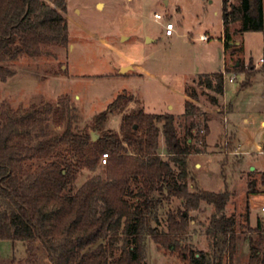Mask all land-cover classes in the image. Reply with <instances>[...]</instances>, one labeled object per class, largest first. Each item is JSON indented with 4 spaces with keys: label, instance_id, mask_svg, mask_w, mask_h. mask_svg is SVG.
Here are the masks:
<instances>
[{
    "label": "trees",
    "instance_id": "16d2710c",
    "mask_svg": "<svg viewBox=\"0 0 264 264\" xmlns=\"http://www.w3.org/2000/svg\"><path fill=\"white\" fill-rule=\"evenodd\" d=\"M222 7L225 52L231 49L234 24H241L239 35L264 30L263 0H240L238 6L223 0ZM66 12L65 0H0L2 83L16 75L9 63L23 56L54 57L56 48L69 46ZM233 70L243 74L244 67L236 64ZM254 71L251 61L244 87L250 86ZM195 83L214 94L209 97L213 105L226 93L222 71L200 75ZM185 93V138L174 114L143 109L125 113L119 132H104L109 115L134 100L127 94L96 117V141L92 132L72 128L74 117L61 105L0 106V241L23 243L26 251L24 258L0 257V264H147L149 237L160 250L176 254L181 264H236L238 222L225 215L229 187L204 190L191 161L206 152L211 116L195 103L200 99L195 87ZM65 122L62 131L51 129ZM161 134L167 158L159 152ZM104 154L106 165L101 164ZM84 170L98 173L80 186ZM256 186V180L249 182V195L259 193ZM172 200L181 203L168 211L163 228L160 210ZM203 203L213 206L208 251L190 246L187 238L195 222L192 213ZM253 231L258 236L250 240L248 264H264V223L258 221Z\"/></svg>",
    "mask_w": 264,
    "mask_h": 264
},
{
    "label": "rangeland",
    "instance_id": "374dc122",
    "mask_svg": "<svg viewBox=\"0 0 264 264\" xmlns=\"http://www.w3.org/2000/svg\"><path fill=\"white\" fill-rule=\"evenodd\" d=\"M46 1L52 3L53 0ZM65 2L67 12L64 15L70 28L69 46L56 48L53 51L54 57L33 59L23 56L17 62L9 63L16 75L5 83L0 81V106L8 104L17 110L22 107H39L46 103L54 107L61 105L70 111L72 118L74 117L73 129L95 133L98 139L100 134L92 129L96 117L106 111L108 105L118 96L127 94L133 96L134 100L125 106L123 113L116 111L109 115L102 125L104 132H119L125 113L143 109L149 114H174L177 117L179 134L185 138L188 122L182 114L185 111L184 92L185 88L195 87L200 93L196 104L221 124L216 120L211 121L209 146L206 152L192 157L193 170L206 191L224 190L227 183L231 198L225 215H234L238 222V253L235 263L248 264L250 240H255L258 236L247 220L248 210L251 211L249 216H252L253 222L260 220L264 223L261 214L264 207V188L261 185L264 150L262 157L257 159L260 162L252 164L255 166L254 171H249L246 164L247 167L245 166V171L242 172L240 160L243 155L236 151L237 135L230 130L231 133L227 136L226 133L222 134L225 116L227 111H230V106L225 104L224 98L235 105L241 102L246 95L243 89L252 61L256 76L250 80L252 84L255 79L250 91L253 96L251 106L264 108V72L261 62V59H264V30L239 35L237 31L241 24L231 26L230 34L237 45H231V49L226 52L227 64L224 65L221 41L225 35L222 0ZM229 3L238 6L240 0H229ZM156 13L160 14L162 19H156ZM168 22L177 26L176 31L169 32L166 29ZM201 35L210 36L208 43L199 40ZM236 64H242L243 74L233 70ZM125 67L133 69L121 74ZM219 67L222 72L227 68L231 73H226L225 76V95L218 96L219 105H213L209 97L214 94L198 88L195 81H198L200 75L218 71ZM231 75L236 77L234 82L229 79ZM229 117L231 118L230 115ZM65 125L66 122L61 126L52 125L51 129L62 131ZM159 145V152L167 158L162 134ZM96 173L98 172L84 170L79 176L78 184L83 185ZM255 180L259 193L249 195L248 184ZM180 203V200L165 202L160 210L163 228L168 211L176 210ZM212 214L213 206L205 203L192 213L195 222H192L187 238L188 244L195 249L208 251L210 248L211 239L206 231ZM146 245L147 264H181L176 254L160 250L150 237L147 238ZM13 256H26L23 243L13 245L12 241L1 242L0 257L9 259ZM226 260L227 257L225 262Z\"/></svg>",
    "mask_w": 264,
    "mask_h": 264
},
{
    "label": "crops",
    "instance_id": "0c3cea01",
    "mask_svg": "<svg viewBox=\"0 0 264 264\" xmlns=\"http://www.w3.org/2000/svg\"><path fill=\"white\" fill-rule=\"evenodd\" d=\"M222 2H223V0H222ZM233 5H236V4H233ZM263 6H264V0H263ZM217 14L218 13H216V15ZM222 14H223V7H222ZM176 28H177V26L175 25L174 31H176ZM201 36H203V35H201ZM207 37H209V39H210L209 35ZM223 40H224V38H222L221 41L223 43V55H224V59H225L224 65H226L227 64V58H226V52H225V41H223ZM232 41H233L232 42L233 44L237 45V43H235L236 40H234V38ZM240 45H242V41H240ZM240 49H242V48L240 47ZM240 49L234 48V50H236V51H240ZM261 62H262V59H261ZM262 63L264 65V62H262ZM256 69L258 71V68H256ZM221 70L222 69L219 67L218 71H221ZM204 75H207V74H204ZM257 77H258V75H257ZM254 83H255V79L252 82V84H250V86L244 87L243 90H244L246 95L244 96V98L241 100V102L238 105L232 104L231 102L228 101V99L226 100L224 98L225 104L226 105L229 104V106H230V108H229L230 111H227V115L225 116L226 122H224V124H223L224 128L222 130V134L226 133V136H227L229 134V132L232 131V133L237 135L236 138H237L238 147H236L237 148L236 151L240 152L243 155L242 159L240 160L242 172L245 171L244 168H245L246 164L248 165L249 171H254L255 166H253L252 164L256 163V161L260 162V160H257V159H260L262 157V153H263L262 151L264 150V108L261 106V108L257 109L256 107L251 106V104L253 102V100H252L253 96H252V92H250V91L253 89ZM187 99H188V96L185 94V101ZM184 108H185V103H184ZM184 113H185V111L182 114H184ZM182 114H180V115H182ZM229 115L231 116V118L229 117ZM232 115L235 117H232ZM213 120L219 121L216 118L213 119L211 116L210 122H209V127H210L211 121H213ZM220 124H221V122H220ZM257 128H259V129H257ZM211 132H212V129L210 127L209 137L211 136ZM209 137L207 138V144H208ZM188 143L189 144L192 143L191 139L188 140ZM208 146H209V144H208ZM255 155H256V157H253ZM249 205H250V203H249ZM262 208H264V207H262ZM261 214L263 215V213H261ZM249 217L250 218H249L248 222L250 221L251 227L253 229H256L258 221H260V220H258L257 222L255 220L253 222L252 216H249ZM263 218H264V215H263ZM1 242H3V241H0V244H1Z\"/></svg>",
    "mask_w": 264,
    "mask_h": 264
},
{
    "label": "built area",
    "instance_id": "2783aa9c",
    "mask_svg": "<svg viewBox=\"0 0 264 264\" xmlns=\"http://www.w3.org/2000/svg\"><path fill=\"white\" fill-rule=\"evenodd\" d=\"M156 19H162V16L158 13H156ZM166 29L169 31V32H174L175 30V25L171 22H168L166 24ZM201 42H205V43H208V41L210 40L209 37L207 36H201L200 39H199ZM262 62H264V59H262ZM224 75L226 76V72H223ZM231 82H234L236 77L234 75H231V77L229 78ZM109 159L108 155L104 154L102 156V164L106 165L107 163V160ZM263 215H264V208L261 209Z\"/></svg>",
    "mask_w": 264,
    "mask_h": 264
},
{
    "label": "water",
    "instance_id": "95a60500",
    "mask_svg": "<svg viewBox=\"0 0 264 264\" xmlns=\"http://www.w3.org/2000/svg\"><path fill=\"white\" fill-rule=\"evenodd\" d=\"M148 41H150L149 38H148ZM232 44H233V43H232ZM128 69H133V67H125V68L122 70L121 74H123V73H124L125 71H127ZM93 140H94V141L97 140V136H96L95 133H93Z\"/></svg>",
    "mask_w": 264,
    "mask_h": 264
}]
</instances>
